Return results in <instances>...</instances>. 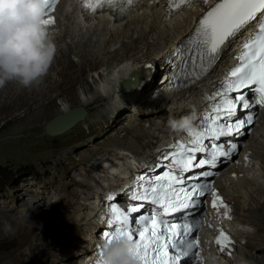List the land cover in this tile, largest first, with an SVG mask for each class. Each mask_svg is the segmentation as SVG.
Masks as SVG:
<instances>
[{
  "label": "bare ground",
  "instance_id": "1",
  "mask_svg": "<svg viewBox=\"0 0 264 264\" xmlns=\"http://www.w3.org/2000/svg\"><path fill=\"white\" fill-rule=\"evenodd\" d=\"M214 1L211 0L206 5L193 4L173 16H168L163 9V0H152V3L151 0H143L119 18L99 13L85 21L77 16L72 0L62 1L64 6L58 13L67 19L69 25L71 23V28L70 26L66 28L65 22L60 24L59 31L55 29L51 32V35L54 34L52 36L54 42L64 33H71V39L66 40L74 41L80 47L87 44L88 49L92 45L105 57L115 58L110 70H101L102 75L93 74L100 78V81L97 79L94 93L107 98V104L101 110V114L111 112L117 117L130 108L139 116L147 117L150 112L144 101L149 103L156 101L157 113L148 126L133 129L135 137L116 141L113 146L118 149L112 148L101 153L92 164L78 172V174L89 172L91 166L95 164V174L90 175L92 181L83 179L84 189H72V194L43 192L33 198L32 202L26 203L27 213L23 217L30 219L34 224L25 228L18 221L17 224L20 225V228L17 226L18 231L22 227L25 234L34 233L40 237L53 231L48 237L51 241L44 242L50 243L51 252L46 251L52 254L54 260L49 263L47 258H43L41 264H76L81 258L91 259L92 238L101 229H110L107 220L98 216L102 212V207L109 202L107 197L111 195L124 201L127 196L126 190L129 192L133 188L135 180L133 172L137 165H140L138 172L142 174H148L153 168H165L162 165L167 162L162 159V154L169 151V146L176 141L189 139L187 133L174 131L169 127V116L179 119L195 113L197 128L205 112L210 110V101L206 97L214 94L221 82L228 78V70L238 59L239 46L253 33L256 21L251 22L235 37H231L209 72L191 85L169 88L167 81L156 82L154 69H160L159 63H162L164 54L189 34ZM116 42H120L119 45L124 50L137 47L135 44L141 46L136 49L137 51L130 53V58L121 60L117 56L119 50L114 48ZM59 45L67 46L62 40L59 41ZM149 68L154 70L153 83L142 80L148 74ZM130 73L140 78V83H131L122 89H115L120 79ZM45 76L47 78L48 73ZM18 83L15 80H7L3 86H10L12 91L18 94L28 89V86ZM35 83L29 85L32 92L36 88ZM36 90L37 93H42L41 90L37 88ZM95 94L81 95V103L88 104ZM69 107L68 104L62 105L63 110ZM242 143L247 144L252 151L251 164L247 167L234 165L223 170L221 177L216 180L221 192L234 206L231 219H225L218 214H215L214 218L210 212L206 217L211 224L221 225L232 232L238 242L235 257L221 260V264H264V106L261 108V115L252 135L242 138ZM233 171L235 172L231 174ZM64 188L60 182L55 186L58 191ZM77 194L83 198H79ZM4 211L8 212V216H13L10 209H0V212ZM52 214L56 218L54 223L59 224L54 226L53 222L47 224L44 221L43 228L37 232L39 221ZM0 215L3 216L1 213ZM61 222L63 223L60 224ZM207 240L208 236L205 235L204 242ZM23 243L27 244V240ZM38 253H41V249Z\"/></svg>",
  "mask_w": 264,
  "mask_h": 264
},
{
  "label": "snow or ice",
  "instance_id": "2",
  "mask_svg": "<svg viewBox=\"0 0 264 264\" xmlns=\"http://www.w3.org/2000/svg\"><path fill=\"white\" fill-rule=\"evenodd\" d=\"M57 2L47 0L48 11L43 20L46 26L55 23L49 13L54 11ZM102 2L112 5L115 0H96L95 5L85 0V8L96 11ZM124 2L131 5L133 0ZM190 2L192 0H170L168 10L172 12L181 4ZM203 2L206 4L207 0ZM258 14L264 15V0H220L198 21L184 48L170 54L176 64L174 74L177 78L196 79L218 59L231 37L253 21L260 24L255 38L243 45L238 65L230 70L228 78L221 82L218 90L206 97L210 101V110L205 112L197 128L187 132L189 139L176 141L169 146V151L162 154V159L167 162L162 166L168 170L162 175H141L136 178L137 187L130 190V196L132 201L141 203L127 208L111 204V218L107 220L110 231L103 234L105 245L126 236L132 242L133 255L141 264H182L198 247L199 240L192 233L201 226L200 222L194 223L185 217L199 209L208 195L212 196V207L217 212L223 208L224 218L231 219V209L217 190L210 183L199 182L201 178L211 175L210 172H193L190 177L185 174L194 169L214 168L220 157L231 158L236 145L225 147L217 142L221 137L240 134L252 123L251 115L235 119L238 107H252L243 90L247 89L258 96L254 103L264 106V22H260ZM197 153L202 154L201 158H197ZM107 199L114 201L115 197L109 195ZM145 201L153 206L152 212L148 216L137 217L135 214L145 207L142 203ZM173 213L180 214V222L174 217L170 219ZM216 243L224 252L234 242L221 230ZM104 246L99 251L96 264H106L103 259ZM198 257L197 251L193 260Z\"/></svg>",
  "mask_w": 264,
  "mask_h": 264
},
{
  "label": "rangeland",
  "instance_id": "3",
  "mask_svg": "<svg viewBox=\"0 0 264 264\" xmlns=\"http://www.w3.org/2000/svg\"><path fill=\"white\" fill-rule=\"evenodd\" d=\"M62 6L63 3L59 10ZM63 22L67 25L66 28H71V23L69 25L59 12V30ZM67 34L69 33H64L55 41L57 54L47 78L44 76L35 83V87L42 93H37L36 88L32 92L28 86V89L18 94L10 86L0 84V169L6 173V177L0 180V209H10L13 212V216H8L6 211L0 212L3 214L0 215V264H16L26 259L41 264L43 258L52 263L53 256L48 253L51 252L50 243L46 242L51 241L48 237L53 231L42 237L34 233L25 234L22 227L18 231V221L25 228L34 224L23 217L27 213L26 203L32 202L33 198L43 192L72 194V189H84L85 181H92L90 175L95 174V164L89 172H78L92 164L101 153L112 148L118 149L113 146L116 141L135 137L133 129L148 126L157 113L156 101H144L150 112L147 117L139 116L130 108L117 117L111 112L101 114L107 98L94 93L97 79L100 81V78L93 74L102 75L101 70H110L115 58L105 57L92 45L89 49L87 44L80 47L74 41H69L71 33ZM61 40L65 41L66 47L59 45ZM119 44L121 43L116 42L114 48L119 50L117 56L121 60L130 58V53L141 46L135 44L137 47L124 50ZM158 76L157 71V78ZM85 93L91 96L95 94L88 104H83L80 100V96ZM63 104L70 107L85 105L87 113L61 133L46 132L45 123L63 110ZM58 182L65 186L61 191L55 189ZM77 196L83 198L79 194ZM53 215L39 221L37 232L45 222H53L54 226L59 224L54 223L56 218ZM26 240L27 244H24ZM40 249L41 253H38Z\"/></svg>",
  "mask_w": 264,
  "mask_h": 264
},
{
  "label": "clouds",
  "instance_id": "4",
  "mask_svg": "<svg viewBox=\"0 0 264 264\" xmlns=\"http://www.w3.org/2000/svg\"><path fill=\"white\" fill-rule=\"evenodd\" d=\"M47 0H0V84L16 80L29 86L49 71L57 47L43 23ZM195 113L179 119L169 116V127L187 133L195 129ZM132 242L121 237L103 249L106 264H141L131 251Z\"/></svg>",
  "mask_w": 264,
  "mask_h": 264
},
{
  "label": "water",
  "instance_id": "5",
  "mask_svg": "<svg viewBox=\"0 0 264 264\" xmlns=\"http://www.w3.org/2000/svg\"><path fill=\"white\" fill-rule=\"evenodd\" d=\"M140 78L135 77L132 73L128 74L126 77L120 79V81L116 84L115 89L119 90L124 88L125 86L133 83L139 84ZM143 80V79H142ZM87 113V108L84 105L78 104L72 107H69L63 111H60L53 115L48 121L45 123V131L51 134H57L69 129L73 126L77 121L83 118ZM16 264H35L33 260L26 259Z\"/></svg>",
  "mask_w": 264,
  "mask_h": 264
},
{
  "label": "trees",
  "instance_id": "6",
  "mask_svg": "<svg viewBox=\"0 0 264 264\" xmlns=\"http://www.w3.org/2000/svg\"><path fill=\"white\" fill-rule=\"evenodd\" d=\"M6 177V173L0 169V180ZM1 186V183H0Z\"/></svg>",
  "mask_w": 264,
  "mask_h": 264
}]
</instances>
